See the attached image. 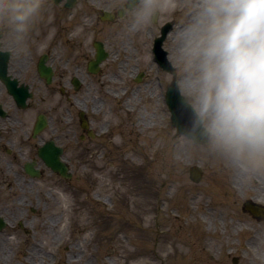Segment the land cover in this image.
I'll return each instance as SVG.
<instances>
[{"label": "rangeland", "instance_id": "374dc122", "mask_svg": "<svg viewBox=\"0 0 264 264\" xmlns=\"http://www.w3.org/2000/svg\"><path fill=\"white\" fill-rule=\"evenodd\" d=\"M173 1L179 10L181 0ZM143 2L141 14L147 9L150 15L140 18L141 35L123 39L118 49L121 61H110L108 75L102 78L111 86L104 107L98 95L103 96L100 89L105 87L87 81L73 105L58 95L46 96L44 102L37 95L27 109L33 121L37 113L48 112L47 103L61 102L64 115L72 106H94L102 112L112 106L122 120L111 117L109 137L99 139L101 145H96L91 159H80L79 172H72L70 180L48 174L32 182L39 195L45 192L39 199L59 203L62 220L54 225L56 233L2 241L1 252L10 249L5 264H234V259L235 264H264V216L254 217L245 209L246 202L264 207V158L228 155L209 135L195 144L177 134L163 100L173 77L157 68L150 53L155 34L149 27L151 13L160 6L163 17L158 23H163L171 12L156 6L155 0ZM183 3L185 9L177 15L164 48L175 66L181 94L199 115L195 92L184 82L182 32L176 31L194 13L197 0ZM41 13L48 18L47 12ZM3 24L8 26L5 20ZM40 52L38 46L30 55ZM137 70L144 74L140 83L132 78ZM113 74L118 78L108 81ZM15 144L18 147L16 140ZM193 166L202 170L198 182L189 177ZM1 190L7 197L8 190ZM11 190V200L29 199L26 184L16 180ZM51 240L56 246L48 245Z\"/></svg>", "mask_w": 264, "mask_h": 264}, {"label": "flooded vegetation", "instance_id": "af4514ba", "mask_svg": "<svg viewBox=\"0 0 264 264\" xmlns=\"http://www.w3.org/2000/svg\"><path fill=\"white\" fill-rule=\"evenodd\" d=\"M155 1L156 6L162 3V0ZM183 1H180V9L175 10V6L179 5L172 0L174 8L166 21L170 24L167 35L174 31L178 20L176 17L181 16L185 9ZM56 6V23L50 25L49 29L47 20H41L44 23L42 28L37 26L39 18L42 19V6L39 17L32 19L36 24L30 22L28 28L31 30L27 28L18 32L6 20L8 26L3 24L4 20L0 24L1 48L11 52L5 76H0V246L11 239L25 240L26 236L35 239L58 231L54 225L62 220V207L56 201L39 199L42 196L41 193L39 195V187L32 186L34 178L26 170L28 166L31 172L35 170L40 176L53 172L39 157L40 146L52 143L60 147L70 171L79 172L77 165L80 159L86 155L91 159L96 145H101L99 139L109 137L111 117L115 116L110 107L103 112L101 109L92 110V114L88 115V108L84 106L87 114L81 120L80 110L75 106L67 109L64 115L61 103H47L48 112L44 113L46 125L35 134L36 121L27 118V109L31 110L32 100L27 101L26 109H20L11 95L12 89L27 90L43 97L58 95L67 104H72L88 85L87 81L100 80L108 75V67L111 66L108 61L118 57L123 39L141 35L142 1L131 10L126 9L127 0H75L72 7H66V0H62ZM156 13L158 18L153 24L156 34L153 37L159 35L165 22L158 23L160 13ZM105 15L112 16V20H104ZM188 21L189 18L178 28L181 32L187 28ZM39 42L47 47L46 60L52 72L50 81L37 71L39 58L29 55L31 44ZM97 46L106 54V59L99 65L98 72L92 73L90 63L95 60ZM74 78L78 79V86ZM102 105L104 107V103ZM24 122L26 125L22 126ZM15 140L19 143L18 147ZM16 180L30 187L28 200H11V188ZM1 188L8 190L7 197ZM51 242L48 245L56 246ZM9 252L10 249H7L4 253ZM5 254L3 264L9 260Z\"/></svg>", "mask_w": 264, "mask_h": 264}, {"label": "clouds", "instance_id": "9594fccd", "mask_svg": "<svg viewBox=\"0 0 264 264\" xmlns=\"http://www.w3.org/2000/svg\"><path fill=\"white\" fill-rule=\"evenodd\" d=\"M41 3L0 0V18L23 32ZM184 36V82L212 144L264 158V0H198Z\"/></svg>", "mask_w": 264, "mask_h": 264}, {"label": "water", "instance_id": "95a60500", "mask_svg": "<svg viewBox=\"0 0 264 264\" xmlns=\"http://www.w3.org/2000/svg\"><path fill=\"white\" fill-rule=\"evenodd\" d=\"M136 1V0H130ZM166 103L171 112L172 125L176 127L177 132L184 134L196 143H201L207 131L202 126L200 118L197 116L194 109L187 103V101L179 94L176 83L172 82L165 96ZM53 166H58L54 163ZM63 177H69L66 172H59ZM201 170L197 166L190 168V176L194 181L201 178Z\"/></svg>", "mask_w": 264, "mask_h": 264}, {"label": "bare ground", "instance_id": "6f19581e", "mask_svg": "<svg viewBox=\"0 0 264 264\" xmlns=\"http://www.w3.org/2000/svg\"><path fill=\"white\" fill-rule=\"evenodd\" d=\"M161 2H162V3H161V7H162L163 9H165V10H166L167 8L170 9V4H167V1H166V0H162ZM192 17H193V15L191 16V22H192ZM41 20L43 21V19L39 18V20H38V25H37V26H39L40 28H42L43 25H44V23H43L44 21L42 22ZM32 22H33L34 24H36L35 21L32 20ZM50 22H52V21L49 20V21L47 22V25H49ZM184 33H185V30H183V32H182V37H181V43H182V46H185V42H186V41H185ZM147 35H149V34L147 33ZM34 50L37 51L38 48L35 46V47H34ZM161 55H162V56H161L160 58H158L157 60H159L160 63L167 64L168 61H167L166 59H163V58L165 57V55L162 54V53H161ZM129 57H130L129 54H127V58H129ZM172 72L174 73V75H176V71H172ZM110 80H111V81H114V80H116V78H110ZM21 125H22V126H25L26 123L24 122V123H22ZM258 187H259V186H258ZM260 200H262V199H260ZM1 248H2V246H0V252H1ZM1 253H3V252H1ZM4 254H5V253H4ZM4 254H2V255L0 254V262H1L2 264H3V259H4L3 256H4Z\"/></svg>", "mask_w": 264, "mask_h": 264}]
</instances>
